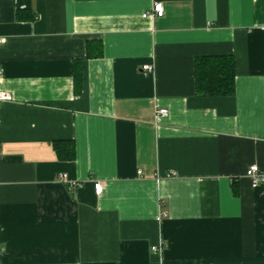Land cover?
<instances>
[{
	"label": "crops",
	"instance_id": "obj_1",
	"mask_svg": "<svg viewBox=\"0 0 264 264\" xmlns=\"http://www.w3.org/2000/svg\"><path fill=\"white\" fill-rule=\"evenodd\" d=\"M0 35V264H264V0H0Z\"/></svg>",
	"mask_w": 264,
	"mask_h": 264
},
{
	"label": "trees",
	"instance_id": "obj_2",
	"mask_svg": "<svg viewBox=\"0 0 264 264\" xmlns=\"http://www.w3.org/2000/svg\"><path fill=\"white\" fill-rule=\"evenodd\" d=\"M90 56H102L101 41L88 42ZM236 61L232 55H200L195 59V79L197 91L207 95H232L235 92ZM78 61L74 63L75 89L80 92L83 74ZM54 147L60 158L74 159L76 149L73 140H56Z\"/></svg>",
	"mask_w": 264,
	"mask_h": 264
},
{
	"label": "built area",
	"instance_id": "obj_3",
	"mask_svg": "<svg viewBox=\"0 0 264 264\" xmlns=\"http://www.w3.org/2000/svg\"><path fill=\"white\" fill-rule=\"evenodd\" d=\"M164 12H165L164 5H163L162 2L159 1V2H156L153 5V7H152L150 12L144 13V16H147V15L162 16L164 14ZM2 42H3V37L0 35V44ZM143 68L152 71L154 69V65L153 64H145V65H143ZM0 70H1V67H0ZM11 99H13V95H12V93L10 91L0 89V102L1 101H5V100H11ZM168 114H169V109L161 107V108H159L156 111V118H157V120H159L161 117L167 116ZM245 176H247L250 179L251 184L254 187L259 186L260 184L264 183V171L256 163L250 165L247 168V170L245 172ZM62 177L65 180H68L66 173H63ZM93 182H94V187H95L96 192L98 194H101L103 192V190H104V181L98 179V180H95ZM75 184L76 183H74V184L72 183V184H69V185H70L71 188H73V186H75ZM159 248L160 247H158V246H154L153 249L158 250ZM2 252H3V249H2V247L0 245V254Z\"/></svg>",
	"mask_w": 264,
	"mask_h": 264
}]
</instances>
